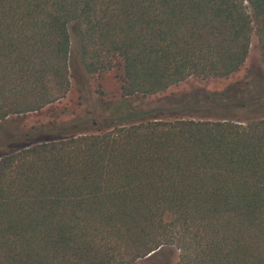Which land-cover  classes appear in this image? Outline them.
<instances>
[{"label": "trees", "instance_id": "obj_1", "mask_svg": "<svg viewBox=\"0 0 264 264\" xmlns=\"http://www.w3.org/2000/svg\"><path fill=\"white\" fill-rule=\"evenodd\" d=\"M68 24L79 68L114 71L118 121L6 144L0 264H264V115L124 117L126 98L232 75L251 35L264 66V0H0V120L65 95Z\"/></svg>", "mask_w": 264, "mask_h": 264}, {"label": "rangeland", "instance_id": "obj_2", "mask_svg": "<svg viewBox=\"0 0 264 264\" xmlns=\"http://www.w3.org/2000/svg\"><path fill=\"white\" fill-rule=\"evenodd\" d=\"M74 28L72 24L67 25L70 38L68 90L63 97L39 111L10 114L0 120V152L5 151L9 142L16 145L19 141L30 140V136L24 137L23 134L31 126L35 128L33 130L43 126L44 132L39 130V134L56 137L72 130L101 131L118 121L111 112L120 99L114 71L86 74L79 68L75 58L77 39L72 32ZM126 100V121L145 117V113L138 114L140 108L174 110L179 114L191 112L195 117L202 118L223 112L237 117L264 115V66L258 60L255 37L250 36L243 64L226 78H187L161 93ZM132 112H136V115H132ZM175 259L174 250L163 249L133 264H172Z\"/></svg>", "mask_w": 264, "mask_h": 264}]
</instances>
